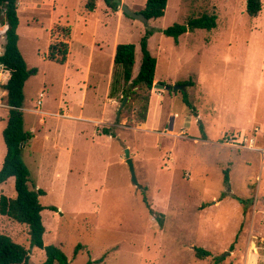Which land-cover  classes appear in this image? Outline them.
I'll return each instance as SVG.
<instances>
[{
    "label": "rangeland",
    "instance_id": "374dc122",
    "mask_svg": "<svg viewBox=\"0 0 264 264\" xmlns=\"http://www.w3.org/2000/svg\"><path fill=\"white\" fill-rule=\"evenodd\" d=\"M88 1L17 2L18 46L37 70L24 85L21 110L32 137L22 158L45 192L44 243L60 247L69 264H264V0L256 17L246 13L247 0H168L164 16L147 23L104 0L89 10ZM120 1L135 13L145 3ZM212 14L211 30H187L177 42L162 32ZM147 28L157 61L153 84L188 83L197 116L180 90L152 87L143 123L147 90L109 96L114 41L135 45V77ZM59 40H68L64 64L46 58ZM8 75L0 66V168ZM126 148L141 188L131 181ZM1 192L15 196L12 178ZM143 195L164 215L162 226ZM28 229L0 215V233L42 264L45 254L31 247ZM195 247L210 255L197 257Z\"/></svg>",
    "mask_w": 264,
    "mask_h": 264
},
{
    "label": "trees",
    "instance_id": "16d2710c",
    "mask_svg": "<svg viewBox=\"0 0 264 264\" xmlns=\"http://www.w3.org/2000/svg\"><path fill=\"white\" fill-rule=\"evenodd\" d=\"M168 0H145L144 7L140 11L148 20L164 16ZM18 0H0V19L7 24L6 45L3 56L0 57V65L9 75L2 88L5 91L8 115L2 135L6 147V153L0 168V184L13 179L15 196L0 194V215L7 217L17 223L28 226L29 242L32 248L42 250L45 260L42 264H69V259L63 250L53 244L44 243L45 226L41 212L44 207L39 197L45 192L37 188L30 180L28 167L23 161L22 151L25 143L32 137L30 131L24 128L22 108L24 104V85L27 79L37 72L36 69H29L18 46L19 36L17 27L19 18L17 15ZM106 6L116 12L121 5L120 0H104ZM89 10L94 9V0L86 3ZM262 8L261 0H247L246 13L256 17ZM216 26V15H202L199 18L191 19L187 24H173L162 30L163 34L172 37L175 42L187 32L196 28L211 30ZM68 32L70 34L69 27ZM153 30L147 28L141 36L139 46L141 50V61L138 73L133 77L135 64V45L132 43H118L115 47L113 57L112 81L110 84L109 96L115 97L117 93L123 95L132 94L134 88H144L147 93L143 96L144 103L138 113V120L145 122L149 103V91L153 87L156 69V58L148 50V39ZM68 34V40H69ZM68 40L52 42L48 46L47 60L64 64L68 57ZM188 84V83H185ZM183 102L192 113L197 116L194 106L190 103L185 92L182 93ZM202 130V125H200ZM103 134L113 135L109 129H103ZM203 134V132H201ZM204 136V135H203ZM224 181L228 182V170L224 171ZM143 202L150 215L154 216L159 226L163 224V214L151 208L147 197L143 195ZM51 210L56 211L52 207ZM81 244L74 250V256L78 254ZM195 255L204 258L210 252L200 248H194ZM102 259H99L101 261ZM90 258L87 264H93ZM0 264H32L30 263L29 250L23 245L15 242L6 233H0Z\"/></svg>",
    "mask_w": 264,
    "mask_h": 264
},
{
    "label": "water",
    "instance_id": "95a60500",
    "mask_svg": "<svg viewBox=\"0 0 264 264\" xmlns=\"http://www.w3.org/2000/svg\"><path fill=\"white\" fill-rule=\"evenodd\" d=\"M120 10L123 14H125L128 17H131V18L136 19V20H140L144 23L148 22V19L142 13H135V12L131 11L129 8H127L125 5H120ZM153 87L159 88V89H165V90H169L171 88V87L164 85V84H161V83H155V84H153ZM171 89L180 90V91L184 92L186 90V85L185 84L175 85ZM124 153H125V163L128 166L129 173L131 176V181L133 182V184L135 186H137L138 188H141V185L138 183L137 178H136L134 163H133L132 157L130 156L129 149L126 148Z\"/></svg>",
    "mask_w": 264,
    "mask_h": 264
},
{
    "label": "built area",
    "instance_id": "2783aa9c",
    "mask_svg": "<svg viewBox=\"0 0 264 264\" xmlns=\"http://www.w3.org/2000/svg\"><path fill=\"white\" fill-rule=\"evenodd\" d=\"M6 30H7V24H6L5 20L0 19V57L3 56V54L5 52Z\"/></svg>",
    "mask_w": 264,
    "mask_h": 264
},
{
    "label": "crops",
    "instance_id": "0c3cea01",
    "mask_svg": "<svg viewBox=\"0 0 264 264\" xmlns=\"http://www.w3.org/2000/svg\"><path fill=\"white\" fill-rule=\"evenodd\" d=\"M149 21V20H148ZM118 43H117V41L115 40L114 41V44H113V46H112V53H111V63H112V65H113V57H114V53H115V47H116V45H117ZM37 113H40V114H43V115H46V114H50V113H47V112H41V111H37ZM2 193V192H1Z\"/></svg>",
    "mask_w": 264,
    "mask_h": 264
}]
</instances>
